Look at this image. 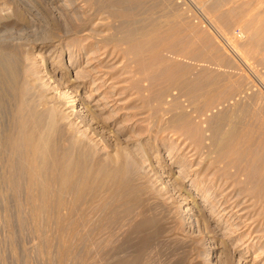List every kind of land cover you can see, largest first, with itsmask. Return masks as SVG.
<instances>
[{"label": "rangeland", "instance_id": "obj_1", "mask_svg": "<svg viewBox=\"0 0 264 264\" xmlns=\"http://www.w3.org/2000/svg\"><path fill=\"white\" fill-rule=\"evenodd\" d=\"M160 1L142 0V8H137L139 15L131 17L129 23L141 15L161 22V29L168 30L171 39L167 45L171 50L159 53L164 60L152 61V68L147 69V62L143 61L148 59V51L134 56L126 53L127 43L111 40L105 47L116 52L117 58L103 59L107 87L103 84L94 97L87 98L90 88L82 84L73 92L76 103L71 114L74 122L81 119L78 100L91 104V109L102 107L99 101L109 100L108 104L114 105L110 108H117L119 101L114 103L115 95L110 97L108 85L115 81L114 84L132 89L134 83L137 112L145 118L135 125L138 139L145 140L148 133L144 130L151 128L148 146L142 147L146 167L141 166L124 178H119L110 167L107 170L113 174L109 179L102 178L97 164L102 151L117 146L118 141L124 143L130 135L119 120H109L116 138L109 130L97 131V136H103L100 143L105 141L106 146L101 143V153L80 148L86 150L82 153L72 146L71 149L64 124L56 127L47 140L51 144L48 162L39 164L47 153L40 149L33 159L38 170L33 171V176L24 168L23 172L16 171L20 175L16 182L0 180V264H205L209 259L208 264H214L221 251L226 253L228 264H264V203L258 199L264 195V35L258 41L254 34L255 28L264 23V0ZM106 10V14L101 12L103 17L98 15L103 18L106 32L113 33L112 28L120 20ZM246 22L253 27L248 29ZM64 50L62 63L67 65L68 53ZM82 65L69 66V76L74 77L77 69L83 70ZM109 71H114L115 76ZM193 98L200 106L206 101L211 103L202 109L201 117H196L204 137L201 144L190 140L192 131L188 127L175 130L182 134H177V138L172 131L176 139L170 135V117L183 105L185 111H191L188 104ZM63 101L59 99L60 103ZM67 105L64 103L63 107ZM66 110H71V106ZM107 112L101 114L103 118L111 115ZM193 114L192 111L190 115ZM42 127L46 131L45 124ZM116 127L119 129L115 130ZM188 137L192 149L199 147L193 153ZM229 147L243 151L242 162L248 166L250 176L244 181L237 172L230 176L233 168L225 174L229 179H225L223 186L217 184L219 187L216 185L207 193L203 189L209 180L204 184V179L199 178L200 166L205 168L210 161V168L214 165L223 171L225 162L220 163L219 158ZM3 150L0 132V153L6 157L7 150ZM64 160L71 163L66 171L62 169ZM39 165L44 168L42 172ZM4 169L3 159L0 173ZM84 170L87 176L80 174ZM196 170L200 176L195 174ZM258 171L260 176L257 173L256 177ZM10 183H16L11 185L14 190ZM241 188L245 189L244 195ZM221 191L226 192L224 196Z\"/></svg>", "mask_w": 264, "mask_h": 264}, {"label": "bare ground", "instance_id": "obj_2", "mask_svg": "<svg viewBox=\"0 0 264 264\" xmlns=\"http://www.w3.org/2000/svg\"><path fill=\"white\" fill-rule=\"evenodd\" d=\"M160 2L157 3H159V5L163 4H160ZM138 6H141L142 8V0H0V132L2 141L4 143V150H7L6 157H3V152L0 153V160H5V169L4 172L1 171L0 173V180L6 183L16 182V179L20 176V173L18 174L19 176L16 175V171H22L24 170V168H27L28 171L30 170V177L33 176V171L37 170V166L35 167L33 164V159L41 149V151L47 150V153H45V156L43 155L40 158L39 164L46 163L50 160L51 154L49 149L51 144L50 142H48L50 139L49 134L51 135L56 127H62L63 124L66 127L64 131L67 132V137L69 136V138H67V141H69L68 145H70V147H77L75 149L77 150L79 148V152L82 153H84L86 150V152H88V150H91L95 153H101L102 149L105 146L103 143L105 141H101V143H103L104 145L103 146L100 143V139H103V136L101 137V135H99V138L97 134L101 131L109 130L111 134L114 133V136L116 135L111 127L113 123L109 121L112 118L115 120H119V122L123 124L121 125V127L125 126L126 128H128L130 135L128 138L124 139V143H119L118 141L117 146L114 145V147H111L110 149H107L105 146L106 149L102 151L103 155H100L101 157L97 162L98 169H100L103 173L102 178L104 180L105 178L109 179V176L113 174H111L107 170L110 167V170H113L119 178H124L128 175H131V173H133V171L137 168H141V166L147 165L145 162L146 158L144 156L142 147L144 149L145 146L143 145L148 146V141L150 140L149 138L151 136V128H149V126L145 128L144 131L149 135H146L147 137L145 140L142 141V139H138L139 130H137L138 126L135 127V125L140 121L142 122L145 118L142 119L143 115L140 116V113L137 112L138 106L136 104L137 102L134 99H136V96L138 97V94L134 93L137 91H135V89L133 88L134 83L130 82L132 84V86L130 84L132 89H128V87L125 85L121 86L119 84H114L115 81L111 82L108 85L111 89L108 90L110 91V97L115 95V97L113 98L114 100H111H113L114 103H117V101H119V104H117V108H110L114 105L110 106V102L108 104L109 100H101L104 96L102 97L100 95L102 98H98L99 100H101L98 103H101L100 105L98 103L97 104L99 106L102 105V107H98V109H91V104L89 105L88 102L85 103L82 100H78L80 106L78 107L77 112L80 113V117L81 119H83H79L77 122H74V119H72L73 117H71V114H73V105L74 103H76V98H74V96L76 95L73 93L74 90H78L77 88L86 83V86L88 85V87L90 88L89 91H87L88 94H86L88 98L91 96L94 97V95L97 93L95 92L97 88H99L103 84L105 85V79L107 78L104 79V74L107 73H105V70L107 69H105L106 66L104 68V64L106 61H104L103 63V59H105V56H109V58H117L116 52H114L113 50L109 51V49H106L105 47V45L111 42V40L114 39L120 41V43L122 41L123 43H127L128 47L126 50H124L126 51V53H132V55L134 56L148 51L149 57L146 61H143V63L147 62L146 66L144 65L147 69L152 68V61L162 62L164 60L160 58L161 55L159 53H161V50H171L170 47L167 46L171 41L169 37V31L161 29L162 25L160 21L152 19L149 15H141V17H138V19L136 20L132 18V22L129 23V19H131V17L139 15L137 11ZM106 8V11L110 10L112 14L111 16L120 20V22L119 20L116 22L117 24L119 22V24H115L116 27H114V29L112 28L113 33H110L109 31V33L106 32L107 27L103 25V18H101V15L105 13L104 10ZM102 11L104 12L101 14ZM146 12H144V14ZM250 21H252V19ZM252 25L254 24L247 23V26L250 27L248 29H251ZM115 28L116 32H114ZM255 30L254 34L259 41V38L261 36L263 37L264 35V23L262 26L256 27ZM251 34L252 33H250L249 35L251 36ZM252 37L253 36H251V38ZM63 49H65L66 51H64L68 53V61H66L68 62V64L66 63L67 65L62 63ZM84 56L85 58H83ZM93 59H95V62H91V60ZM81 63L84 64V66L82 65L84 67L82 68L83 70L79 69L82 72L77 69V71L75 72L76 75L74 77L69 76L68 67L80 65ZM146 68H144V70H146ZM53 74H55L56 76L53 77ZM112 78L114 77H111V79ZM94 85H97V87L94 88ZM106 85L105 87H107ZM103 88L104 87H102V89ZM103 90L107 91L105 89ZM59 99H64L63 102L65 104H68L66 107L71 106V110L65 111L66 107H63L64 103H60ZM206 102L202 104L204 106H200L199 103L196 102L193 98V101L189 102L188 104V106L191 107V111L186 110L187 112L185 111L184 105V109L182 106L180 109L179 107H177L178 111H180L178 113H174L175 116L171 114L173 117H170L171 121L167 119V121H170V124L168 123L169 128L170 125H173V128H170L171 132L170 129L166 126L168 124H165V126L169 129L166 130L170 132V135H172L173 131V133H176L177 138V134H179L177 131L179 129L182 130L183 128L188 127L190 129V132L192 131L189 135L191 138L188 137V140L190 138V140H192L194 144L203 143L202 140L204 137L202 136V129L198 123V120L200 119L197 120L196 117L198 115L201 117L204 114L202 112V109L211 104H207ZM173 103L177 104L176 101H173ZM185 105L187 106V104ZM85 108L87 110L86 113L84 110ZM122 108L127 109L128 111L122 112ZM197 109L199 110V113L197 112ZM107 111H109L111 115L108 114L109 116L108 118L106 117V119L105 117L103 118L101 114ZM192 111L195 113V116L194 114L192 115L194 116L193 118L190 115ZM194 118H196L195 122L193 121ZM44 124L46 131L43 132L41 130V127L42 125L44 126ZM117 128L118 127H116L115 130H117ZM122 128H120V130ZM163 128L161 129V132H165V129L163 130ZM91 130L95 133L91 132ZM116 132L118 133L119 131ZM121 132L123 131L121 130ZM167 134L168 132L166 133V135ZM183 135H185V131ZM180 136H178V138ZM112 137L110 139H112ZM116 137L117 136H115V138ZM173 138L175 137L173 136ZM116 141L117 140L113 142ZM192 141H190L189 148L192 147ZM184 142L186 143V141ZM186 145H189V142ZM172 146H174L173 143L171 144L170 148L173 150L174 148ZM186 147L188 150V146ZM80 148L86 150L83 152ZM192 148L190 150H194L192 151L193 153L195 152V149L199 147L196 146L195 149ZM230 148L232 147L227 148V153L225 154L221 152V154H223V156L220 157L221 159L218 157L219 162L220 160H222V162H225L222 163L224 164L223 171L221 169L222 167H219L221 169L220 171V169H215L214 165H212L213 167L211 166L210 168V161L208 164H206L205 168L203 166V168L200 166V171H202V174L199 171L197 172V170L195 171V174H201V176L199 174V178L204 179L202 181H205L206 179L209 180V185H207L203 189L207 193L210 192L211 188L216 189L214 186H216L217 184L223 186L225 179L227 178L226 175L229 174L231 169L233 168L234 169L233 171H231L230 176L231 174L235 175V173L237 172L239 174V177L243 175V181L244 178H248V176H250V173L247 171L248 166L243 165L242 162L243 151L239 149L238 151L235 149V151L234 148H232L233 151H231L232 149ZM225 150L226 149H224V151ZM193 155L196 156V153ZM218 156H220V154ZM70 166V160L62 161V169L64 171H66ZM38 167L40 170L39 172H42L44 170L42 165H39ZM207 168L208 171L206 172ZM209 168H213V170H209ZM145 169L146 168L143 169L142 167V170ZM216 170L219 172H217ZM85 173L86 171L84 170L81 171L80 174L83 176H87ZM257 173H259V171L256 172V177H258ZM200 179H198V181ZM227 179H229V176ZM239 179L240 182H243L241 178ZM192 181H194V179ZM237 181L238 184H240L239 180ZM4 182L3 184H5ZM207 182L208 181H205L204 184H206ZM15 184L16 183H13V185ZM245 184L242 185L246 186ZM11 185L12 184L10 183L9 187L13 186ZM218 185L217 187H219ZM11 189H13V187ZM212 192H214V190ZM221 192L222 195H225L226 193H223V191ZM243 192H245L244 188L242 189V193ZM1 195L2 193L0 194V197ZM242 195H244V193ZM246 195L247 194H245V196ZM258 199L259 202L263 201L264 203V195H262L261 197L258 196ZM215 209L216 206L214 210ZM214 210L212 209V211ZM195 219L197 221L199 218L197 219L196 217ZM221 252V254L219 253L218 255H216L218 256V258L215 260L216 262L214 264L229 263V261L227 262V257L225 255L226 253H224L223 251ZM209 260L206 261L205 264H208Z\"/></svg>", "mask_w": 264, "mask_h": 264}]
</instances>
